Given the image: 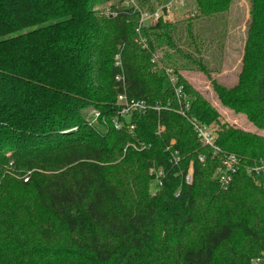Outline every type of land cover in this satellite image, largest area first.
Returning <instances> with one entry per match:
<instances>
[{
	"label": "trees",
	"instance_id": "trees-1",
	"mask_svg": "<svg viewBox=\"0 0 264 264\" xmlns=\"http://www.w3.org/2000/svg\"><path fill=\"white\" fill-rule=\"evenodd\" d=\"M110 1L0 0V264H252L264 252V171L248 169L264 162V135L225 121L182 75L210 76L202 48L219 33L197 25L231 0H191L194 16L139 32L137 11L99 14ZM249 2L239 81L212 83L224 106L264 129V0ZM157 52L193 99L189 118L217 126L221 153L176 112ZM120 71L135 83L124 88ZM123 92L172 107L120 117L133 133L116 129ZM90 107L105 124L91 122ZM226 154L242 161L223 188L214 174ZM154 166L165 170L159 187Z\"/></svg>",
	"mask_w": 264,
	"mask_h": 264
},
{
	"label": "rangeland",
	"instance_id": "rangeland-1",
	"mask_svg": "<svg viewBox=\"0 0 264 264\" xmlns=\"http://www.w3.org/2000/svg\"><path fill=\"white\" fill-rule=\"evenodd\" d=\"M168 2L172 3L170 13L171 16L166 20L168 22L174 23L176 21L190 18L192 15L194 16L198 13L195 8V3L191 0H140L142 8L144 7L143 9H145L144 11H152L162 8ZM115 3L120 5V0H115ZM104 6L105 5H101L97 7V9L100 8L98 10L99 13ZM249 19V0H231L227 11H224L221 15H219L216 22L205 21L204 23L198 24V31H205L206 28L210 26L217 30V34L219 33L217 40L213 41V43L205 44L202 48V53L205 58L204 62L211 70V73L209 76L204 70L192 68L183 71L182 75L185 76L187 81H189L197 91H199L205 98L210 100L215 107L218 108L225 121L233 126L243 128L244 130H250L264 135V129L258 128L248 119V117H246L244 113L234 111L224 106L220 102L212 83V81L215 80L218 84H223L228 87H232L238 83L239 74L242 68V57ZM181 45H183V49H187L185 44ZM162 54H160L161 64L159 66L166 65L164 63L165 58L163 59ZM159 66H154L153 69ZM134 83L135 82L131 80L130 85ZM98 109L99 108L97 107H90L86 109V111H90L91 113L92 111ZM103 112L102 115H104ZM159 126L158 133H160ZM172 141L175 140H171V142ZM132 146L136 149H141L137 143H133ZM215 177L216 172L214 174V178ZM3 197L6 200L8 194L3 193ZM252 264H264V259L255 260Z\"/></svg>",
	"mask_w": 264,
	"mask_h": 264
},
{
	"label": "built area",
	"instance_id": "built-area-1",
	"mask_svg": "<svg viewBox=\"0 0 264 264\" xmlns=\"http://www.w3.org/2000/svg\"><path fill=\"white\" fill-rule=\"evenodd\" d=\"M182 1V0H181ZM171 2L166 3L162 8L155 9L152 11H144L145 9L142 8L140 4V0H120V5H117L115 3V0L110 1L100 10V15L104 16H115L118 14V9H126V10H132L133 12L137 11L140 13V20L139 25L137 28V31H140V28L142 27H148L150 25H153L160 20L166 21L170 18L171 13ZM100 9V8H99ZM152 62L154 63V66H159L161 64L160 62V54L157 52L154 54V57L152 59ZM114 64L118 68H122V59L120 53L116 54L114 56ZM155 71L160 72L161 74H164L166 76V81L169 89H172L174 91V99L177 104L176 106V112L180 115L189 118V111L192 107V97L189 96L184 88V85L179 82V75L175 71L174 68L168 67V66H159L155 67ZM123 71H120L116 75L117 81H123V86L126 88L128 85L131 84V82H126L124 79ZM117 110H118V116L112 118L113 125L116 129H121L123 125L125 124L128 126V129L130 133H133L136 125L130 124L127 125L126 121L121 120L120 117L127 118L130 117L131 114L135 113L136 111L140 112H147L150 110H157L161 111L162 109H170L172 107L171 101H167V103H157L155 105L149 103L147 100L144 99H137L135 97H129L127 93H119L117 96ZM91 115V122L92 123H100V119H102L103 123L105 124V117L102 115V112L98 110H94L90 113ZM119 118V119H118ZM194 130L197 133L198 138L201 140V142L209 147H212L214 149V152L216 154L221 153V149L217 144V137H218V129L215 125H207L205 123H202L197 118H189ZM165 126L163 124H160L159 126V132L164 131ZM175 141H172L171 144H173ZM146 147V144L143 143L140 148ZM200 160L204 159V156L199 157ZM173 161L175 163H178L180 161L179 151L176 150L173 153ZM241 158L238 157L235 154H226L223 157V162L219 166V168L216 171V178L219 181L220 185L223 188H227L231 182L233 181V175L238 171V169L241 167ZM264 171V162L260 166H253L248 169L250 173H256L260 174L261 171ZM150 174L155 178V181L157 183V186L159 187L162 185V177L165 176V170L163 167H157L154 166L150 169ZM194 177V164L193 162L190 163L189 170L185 176L187 183L191 184L193 182ZM28 179L25 178L24 181H27ZM264 259V252L261 256L257 257L255 260H261ZM254 260V261H255Z\"/></svg>",
	"mask_w": 264,
	"mask_h": 264
}]
</instances>
